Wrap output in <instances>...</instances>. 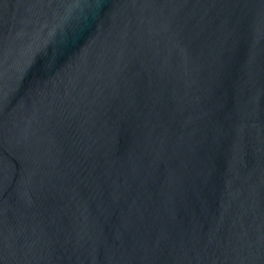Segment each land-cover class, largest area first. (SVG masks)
I'll return each instance as SVG.
<instances>
[{
  "label": "water",
  "instance_id": "water-1",
  "mask_svg": "<svg viewBox=\"0 0 264 264\" xmlns=\"http://www.w3.org/2000/svg\"><path fill=\"white\" fill-rule=\"evenodd\" d=\"M0 264H264V0H0Z\"/></svg>",
  "mask_w": 264,
  "mask_h": 264
}]
</instances>
